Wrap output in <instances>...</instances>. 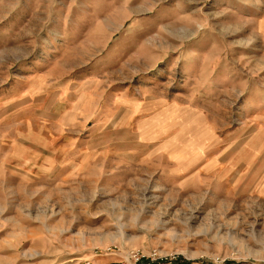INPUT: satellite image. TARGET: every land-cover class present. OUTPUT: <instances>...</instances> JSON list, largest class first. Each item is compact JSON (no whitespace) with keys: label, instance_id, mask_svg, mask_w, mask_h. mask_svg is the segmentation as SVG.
<instances>
[{"label":"rangeland","instance_id":"obj_1","mask_svg":"<svg viewBox=\"0 0 264 264\" xmlns=\"http://www.w3.org/2000/svg\"><path fill=\"white\" fill-rule=\"evenodd\" d=\"M264 264V0H0V264Z\"/></svg>","mask_w":264,"mask_h":264},{"label":"trees","instance_id":"obj_2","mask_svg":"<svg viewBox=\"0 0 264 264\" xmlns=\"http://www.w3.org/2000/svg\"><path fill=\"white\" fill-rule=\"evenodd\" d=\"M163 263H164V261L163 262H152L148 258L142 257V258L138 259L136 264H163ZM173 264H188V262L186 260L178 258L175 261H173ZM226 264H235V263H232L230 261V262H227Z\"/></svg>","mask_w":264,"mask_h":264}]
</instances>
